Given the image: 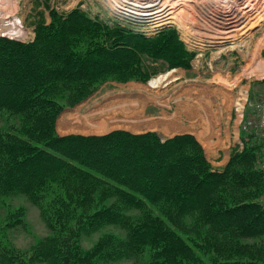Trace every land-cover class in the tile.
I'll list each match as a JSON object with an SVG mask.
<instances>
[{
	"label": "trees",
	"instance_id": "1",
	"mask_svg": "<svg viewBox=\"0 0 264 264\" xmlns=\"http://www.w3.org/2000/svg\"><path fill=\"white\" fill-rule=\"evenodd\" d=\"M52 14L32 41L0 36V110L20 120L0 130V207L10 209L11 196L26 195L49 229L29 253L1 234L0 264H112L127 255L146 257L147 264H264V201L253 194L264 183V169L254 167L264 148L259 131L244 130L242 150L216 170L193 134L162 139L155 131L55 129L63 108L92 94L95 83L144 79L143 54L169 65L180 61L186 51L172 26L147 39L125 26L109 29L78 9ZM97 25L107 30L89 32ZM94 33L103 39L81 47ZM229 188L246 191L231 195ZM185 217L205 229L193 236L172 228ZM108 224L124 235L104 233L90 249L80 247L79 230ZM249 237L262 238L239 240Z\"/></svg>",
	"mask_w": 264,
	"mask_h": 264
},
{
	"label": "rangeland",
	"instance_id": "2",
	"mask_svg": "<svg viewBox=\"0 0 264 264\" xmlns=\"http://www.w3.org/2000/svg\"><path fill=\"white\" fill-rule=\"evenodd\" d=\"M171 1L132 0L131 2H137L138 5L131 4L134 8L129 7V9L133 12H126L127 2L118 5L123 0H110L111 3H115L120 14L125 13L128 17V19H123L112 15L102 0H1L0 16L3 20L13 16L20 19L28 31L26 38L19 40L22 42L32 41L37 30L50 23L53 12L67 15L75 9L84 12L95 22L109 26V29L120 30L118 27L125 26L134 30L139 33L134 34L138 38L161 37L163 34H158V31L165 26H172L171 28L176 32L178 41L181 43L178 45L186 51L181 54L180 61L169 65L163 58L155 60L143 54L142 64L144 66L140 69L146 72L144 79L107 78L99 81L98 84L95 83L92 94L63 108L55 121V129L59 134H103L113 129H125L133 133L155 131L162 139L176 134L189 133L193 134L201 145L206 158L209 153L206 151L208 147H218L215 159L221 162L212 163L208 158L207 160L213 169L222 170L233 152L242 150L244 130L258 131L255 125L258 121V108L264 103V77L248 74V72L255 65V61L251 59L253 49L256 48L261 38H264V19L260 18L259 21H262L258 23L259 6L249 10L250 5H246V1L240 4L238 16L241 11L247 10L248 12H245L238 23L231 17L234 14H229L218 4V7L213 3L205 4L200 7V14L193 13L185 5L184 10L179 12L180 15L176 11L170 12L174 9L171 7ZM245 6L246 9H244ZM156 9H161L158 15L161 18L159 21L150 20L153 16L145 17L146 11ZM135 16L139 17L138 21L133 18ZM219 21L223 22L221 25H229L226 28L228 31L234 28L235 30L219 31L220 28L217 25L220 24ZM115 24L122 26H115ZM105 25L89 27V32L107 30ZM246 27L249 28L244 33L242 30ZM142 29L146 31V35ZM239 31L243 32L241 36H238L239 38L235 36L230 39V36H226ZM94 36L99 37L96 40L103 39L96 33L90 34L84 36L80 46L82 47L84 42L94 41ZM109 37L110 35L107 41L109 40L110 43L112 40ZM223 37L228 40L225 39V41ZM259 51L258 59L264 60V45ZM163 74L168 75L159 81L157 87L149 85L152 79ZM63 94L64 101L71 103L72 98H69L71 94L67 92ZM238 102L242 104L241 108ZM247 120H252L254 126H248ZM19 123L18 116L0 110V130L8 129ZM99 123H103L107 128L100 130L99 127L103 125L100 126ZM245 125L247 127H244ZM221 137L223 139H219ZM224 149L229 151L227 161L223 156ZM260 150L262 152L258 155L254 167L264 169V148ZM247 160L250 162L251 157ZM245 167L251 168V162ZM224 191L233 195L243 193L246 189L229 188ZM253 194L259 200L264 201V183L259 189L256 188ZM9 200L10 209L6 205L0 207V238L2 234L3 239L10 243L13 249L29 253L39 240L49 233L48 226L43 219L41 208L33 204L26 195L17 194L11 196ZM112 200H114L113 197L109 201ZM139 212L136 209H131L129 213L127 211L131 215ZM9 222L10 225H8ZM171 224L172 228L177 229L178 227L182 232L193 236L197 235V231L205 229L202 225L199 226L201 229H198V222L190 217L183 218L177 223L178 226ZM104 233L124 235L125 231L114 224H108L96 231L83 228L79 230L80 247L84 251L90 249ZM257 238L249 237L239 240L247 244L253 243V239H256L260 244L259 240L262 237ZM112 264H147V259L142 256L134 258L127 255Z\"/></svg>",
	"mask_w": 264,
	"mask_h": 264
},
{
	"label": "bare ground",
	"instance_id": "3",
	"mask_svg": "<svg viewBox=\"0 0 264 264\" xmlns=\"http://www.w3.org/2000/svg\"><path fill=\"white\" fill-rule=\"evenodd\" d=\"M140 1V0H139ZM167 1H171V0H167ZM187 0H172L171 2H172V6L171 7H173L174 9L173 10H171L170 12H174V11H176V12H180V11H183L184 10V8H183V6H187V7H189L190 8V11H192L193 13H197V14H200V12H199V10H200V7H203L205 4L207 5V4H209V3H213V5H216V7H218L217 6V4L218 5H220V8H225L226 9V11H228L229 12V14H234V15H232L231 17H233L234 19H235V21L238 23L239 21H240V19H241V17H243L244 15H245V12L247 11V10H244V11H241V13H240V16H238L239 14H238V8H239V6H240V4H242L243 2H245L246 1V5H250L249 6V10L250 9H252L253 7H255V6H259V9H258V14H260L259 15V18L257 19V22L259 21V19L260 18H262V19H264V0H189V1H187ZM206 1H208V2H206ZM248 1H250V3L248 2ZM115 2V1H114ZM120 2V1H119ZM128 2H130V1H127V3ZM145 2V1H144ZM165 2H166V0H165ZM164 3V2H163ZM131 4H134V5H138V3L137 2H130V4H127V7H126V9H127V11L126 12H133V11H131L130 9H129V7L130 8H134ZM142 5V4H141ZM212 5V4H211ZM2 6V5H1ZM149 6V5H148ZM3 7V6H2ZM151 7V6H150ZM206 8V7H205ZM172 9V8H171ZM177 9V10H176ZM179 9V10H178ZM218 9V8H217ZM244 9H246V6H245V8ZM248 9V8H247ZM135 10V9H134ZM144 10V9H143ZM148 10V9H147ZM160 10L161 9H156V10H154V11H146L145 12V17L146 18H149V17H152L153 16V18L152 19H150V20H156V21H159V19H161L160 18V16H158L159 15V12H160ZM210 10V9H209ZM224 10V9H223ZM202 11V10H201ZM207 11V10H206ZM158 12V13H157ZM191 12V13H192ZM248 12V11H247ZM164 13V12H163ZM177 13V14H178ZM184 13V12H183ZM185 13H186V11H185ZM123 14H125V13H123ZM154 14V15H153ZM156 14V15H155ZM176 14V13H175ZM174 14V15H175ZM180 15H181V13H179ZM189 14V13H188ZM187 14V15H188ZM174 15H172L173 17H175ZM183 15V14H182ZM186 15V14H185ZM184 15V16H185ZM192 15V14H191ZM217 16V15H216ZM125 17H127L126 15H125ZM179 17H182V16H179ZM128 18V17H127ZM133 18H135V20L136 21H138L139 20V17L138 16H135V17H133ZM184 18V17H183ZM187 18H189L188 16H187ZM179 19V18H178ZM193 20H194V18H192ZM192 19H191V21H192ZM199 20V19H198ZM204 20V19H203ZM230 20V19H229ZM149 21V20H148ZM189 21V20H188ZM231 21H233V19L231 20ZM231 21H229V22H231ZM260 21H262V20H260ZM260 21L258 22V23H260ZM155 22V21H154ZM190 22V21H189ZM197 22V21H196ZM220 22V24H217V25H219V31H221V32H225V31H228V29H226V28H228L229 27V25H221L223 22L222 21H219ZM256 22V23H257ZM253 24H255L254 22H253ZM182 26V25H181ZM2 27V28H1ZM244 27V26H243ZM250 27V26H249ZM248 27V28H249ZM0 28H1V30L3 31V30H6V29H8V30H15L17 33L18 32H20V31H18V29L20 28V27H18V26H16L15 28H14V26L13 27H11V25L9 24H1L0 23ZM158 28V27H157ZM216 28V27H215ZM247 27H246V29L244 30V28H243V32L245 31H247V29H248ZM143 30V32H144V35H146V31L144 30V29H142ZM230 30V29H229ZM232 30H235V28L234 29H231L230 31H232ZM150 31V30H149ZM230 31H228V32H230ZM23 32H25V31H23ZM212 32V31H211ZM243 32H235V33H231V34H228V35H226L227 37L228 36H230L229 38L230 39H232V37H235V36H237V37H235V38H239L238 36H241L242 34H243ZM244 32V33H245ZM147 33H149V32H147ZM225 34V33H224ZM224 38V37H223ZM228 40L227 38H224V40ZM225 40V41H226ZM222 41V40H221ZM223 45V44H222ZM264 45V38H261V40L258 42V44H256V48H254L253 49V53H252V56H251V59H252V61H255V65L251 68V70L248 72V74H252V75H256V76H258V77H264V60L263 59H258V52H260L259 50H260V47L261 46H263ZM230 47L232 46L233 47V45H229ZM261 58V57H260ZM168 74H170V73H168ZM168 74H163V75H160V76H158L157 78H154V79H152L150 82H149V85L150 86H152V87H157V85H158V83H159V81L161 80V79H163V78H165V77H167V75ZM234 84V83H233ZM239 103V102H238ZM241 106H242V104H240L239 103V108H241ZM100 124V123H99ZM101 125H103V123H101L100 124V126ZM175 126H176V124H175ZM99 127V126H98ZM177 127V126H176ZM105 128H107V127H105L104 125L103 126H101V128L99 127V129L101 130V129H105Z\"/></svg>",
	"mask_w": 264,
	"mask_h": 264
},
{
	"label": "built area",
	"instance_id": "4",
	"mask_svg": "<svg viewBox=\"0 0 264 264\" xmlns=\"http://www.w3.org/2000/svg\"><path fill=\"white\" fill-rule=\"evenodd\" d=\"M105 2L106 3V8L110 11V13L112 15H114L115 17H118V18H123V19H126L127 17H125V14H120L118 11H117V8L116 6L114 5L115 3H111L110 0H102V2ZM132 0H130L131 2ZM1 2V0H0ZM125 2H127V0H123V2L121 3H118V5H121L122 3L125 4ZM130 2L126 3V4H130ZM109 3V4H107ZM110 5V6H109ZM128 19V18H127ZM0 23L2 24H10L11 27L14 26V28L16 26L20 27L18 29V31L20 32H16L15 30H1L0 29V36L1 37H7V38H10V39H16V40H20L21 38L24 39L26 38V35L28 34V31L25 29V27L23 26L22 22L20 21L19 18H17L16 16H13L12 18L10 19H1V16H0ZM2 28V27H1ZM25 31V32H23ZM247 125L248 126H254V123L252 120H247L246 121ZM256 127H258V131L261 133V135L264 137V103L261 104L258 108V121L255 125ZM244 127H247L246 125Z\"/></svg>",
	"mask_w": 264,
	"mask_h": 264
},
{
	"label": "crops",
	"instance_id": "5",
	"mask_svg": "<svg viewBox=\"0 0 264 264\" xmlns=\"http://www.w3.org/2000/svg\"><path fill=\"white\" fill-rule=\"evenodd\" d=\"M165 125V124H164ZM141 127H144V126H141ZM62 132H64V130H62ZM90 134H95V133H90ZM97 134V133H96ZM219 139H223L222 137L221 138H219ZM219 139H217V140H219ZM205 148H207V147H205ZM209 149L207 150L206 149V151L207 152H209V153H207L208 154V159L209 160H211L212 161V163H217L219 160H217V159H215L216 158V155H217V151H218V147H208ZM229 152V151H228ZM228 152L224 149V158H226V161L228 160V158H229V156H228ZM226 155H227V157H226ZM223 158V159H224ZM219 162H221V161H219Z\"/></svg>",
	"mask_w": 264,
	"mask_h": 264
}]
</instances>
